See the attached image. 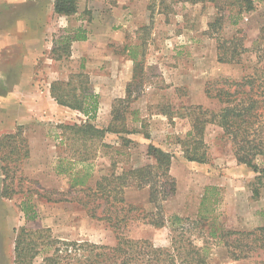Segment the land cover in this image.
I'll return each instance as SVG.
<instances>
[{"label":"rangeland","instance_id":"374dc122","mask_svg":"<svg viewBox=\"0 0 264 264\" xmlns=\"http://www.w3.org/2000/svg\"><path fill=\"white\" fill-rule=\"evenodd\" d=\"M105 1L108 4L113 3V0ZM48 2L50 0H0V9L6 12L0 17L6 23H15L24 17L29 18L30 15L26 13L30 8L48 6ZM76 3L77 8L85 6V0H77ZM253 3L255 8L243 12L234 23L227 17L226 0H218L219 9L214 7L213 2L205 0H149V6L154 12L167 11L169 19L178 20L186 29L197 31L198 38L202 35L206 36L213 39L217 46L218 36L230 39L235 35L247 48V51L235 58L237 62H219L216 57L215 65L222 63L220 65L222 69L209 76L205 84L218 78L239 80L244 75L257 74L263 69L264 38H261L260 43L257 44L254 41L259 35H264V31L260 33V30L264 29V0H253ZM83 10L86 15L90 12ZM220 13L225 14L220 22L209 26ZM204 27L206 28L203 30ZM63 53L65 52L62 49L55 51L54 58L57 59L60 55L66 56ZM55 66L57 68V65ZM68 97L73 100L72 95ZM153 98L154 96L147 94L143 98L136 87L131 88L130 92L129 83L128 91L114 101V104H118L117 100L124 101L123 109L128 132L117 135L107 130L83 134L77 128L67 127L61 131L64 142L59 141L55 144V148L51 151L52 157L39 161L44 164L43 168L37 167L35 163L33 166L28 164L27 143L21 141V136L24 135L20 129L16 128L10 133L5 132L0 135V264H15V238L21 227L29 230L28 238L26 237V240L30 241L28 246L27 241H24L25 247L27 246L25 264H47L45 257L52 249L50 241L53 238L114 245L118 232L114 231L106 220L88 216L83 205L87 200L84 194L70 188L71 174L82 167L79 162H74L72 166L68 158L73 157L77 160L85 158L87 164H90V176L86 183L93 186L94 182L90 183V179L96 171H98L96 178L98 179L102 174L112 171L120 173L132 166L152 162L151 158L141 160L144 152L142 144L130 143V133H137L138 130L144 131L145 134L147 132L152 140L160 142L161 148L174 152V165L170 169V174L175 179L176 190L162 201V214L167 216L177 213L194 220L204 189L211 185L215 187L216 194L213 197L217 199L210 205V209L212 208L210 214L215 216V220L210 223L212 225H206L204 228L186 222L185 224H190V228L186 231L180 228L173 230L167 225L155 227L149 223L150 217L146 215L155 211V207L148 199V188L128 187L124 190V206H134L131 213L134 216L130 217L124 227L122 226L119 230L120 234L134 239H147L155 246L169 251L172 250L175 237L180 241L177 243L180 251L187 248L192 251L198 250L202 256L198 255L204 260V264H255L258 258L254 256L239 260L230 258L226 247L208 235V227L213 226L214 229L223 230H252L264 224V186L260 187L259 196L253 198L252 189L258 185V180L255 179L256 173L245 165L235 164L230 145L220 138L219 129L208 128L205 131L204 139L208 147L206 161L187 160L182 155L179 142H176L190 127V117L186 115L187 105L185 108L179 106V100L172 94L162 95L160 101L163 106L162 112L170 117L175 115L177 118L173 121L165 119L166 123L163 122L164 125L159 126L146 120L156 113L155 110L148 108L139 111L138 109L141 106L143 108L152 106L154 103L150 102H153L151 101ZM208 99V103L202 105L203 107L209 109L218 107L215 99ZM172 102L180 108L170 109ZM134 110L135 112L132 113ZM140 115L143 117L141 118ZM140 119L143 123L142 128L137 123ZM3 121L1 122L5 123ZM66 122L72 125L77 121L71 118ZM80 122L82 121L78 123ZM113 128L120 129V126L115 125ZM135 160L139 162L134 163ZM53 170L56 172L53 173ZM69 170L73 172L70 173ZM22 206L27 208V214L21 210ZM102 208L103 205L97 213H101ZM193 260L195 259H190L188 264H200Z\"/></svg>","mask_w":264,"mask_h":264},{"label":"crops","instance_id":"0c3cea01","mask_svg":"<svg viewBox=\"0 0 264 264\" xmlns=\"http://www.w3.org/2000/svg\"><path fill=\"white\" fill-rule=\"evenodd\" d=\"M48 3L30 8L26 13L30 17L15 23H6L0 17V135L20 129L24 135L21 141L27 143L28 164L44 167L39 161L52 157L55 144L64 142L61 131L71 118L75 123L89 120L95 126H107L115 99L128 91L129 83L130 92L136 87L143 98L145 94L154 96L152 106L138 107L139 111H156L146 119L151 124L163 126L165 119L177 118L162 112L164 94L176 96L183 108L208 103L205 80L222 69V63L215 65L213 39L203 35L198 38L197 31L169 19L167 11L154 12L149 0H113L112 4L85 0L84 8L78 6L71 15L56 14L54 0ZM83 9L90 10L88 15ZM5 13L0 9V15ZM78 28L84 30L82 39L74 38ZM65 36L73 39L63 48L60 43ZM54 48L68 55L55 59ZM53 92L93 95L95 112L85 113L79 107L61 104ZM170 105L172 110L179 107L173 102ZM137 123L142 128V120ZM208 128L221 131L216 124H207L205 131ZM129 137L133 145L144 146L142 161L150 158L146 153L148 144L162 147L142 130ZM68 159L72 166L79 162L77 158ZM173 165L174 160L170 169ZM137 166L141 165L132 167ZM97 174L90 183L95 184Z\"/></svg>","mask_w":264,"mask_h":264},{"label":"trees","instance_id":"16d2710c","mask_svg":"<svg viewBox=\"0 0 264 264\" xmlns=\"http://www.w3.org/2000/svg\"><path fill=\"white\" fill-rule=\"evenodd\" d=\"M76 1L54 0V12L59 15H71L77 10ZM205 1L213 2L214 7L219 9L218 0ZM226 4H228L227 17L234 23L243 12L255 8L253 0H226ZM224 15L223 13L217 14L209 26L219 23ZM262 31H264L263 28L260 33ZM74 38H84V30L78 28ZM261 38H264V35H259L254 43H260ZM72 39V36H65L61 40L63 48L69 45ZM240 40L235 35L230 39H223L218 36L216 38L217 60L227 63L237 62L235 58L247 51ZM52 51L54 54L56 49L54 48ZM204 92L208 98L217 101L218 107L215 109L205 108L202 105L187 107L186 115L190 117V129L176 141L181 146L182 155L189 161H206L208 147L204 139L205 128L207 124H216L221 128L220 138L229 143L237 164L245 165L256 173L255 179L258 180V185L252 189V197L257 198L260 187L264 186V67L257 74L244 75L239 80L218 78L207 81ZM53 93L55 99L61 104L79 107L85 113L95 112L96 99L93 95L82 94L77 96L74 93L69 95ZM70 95H72L73 100L68 97ZM117 101L118 104L112 106V119L107 126L97 127L87 120L80 124L67 125L65 128H77L83 134L90 131L103 132L107 130L117 135L125 131L128 132L125 124V110L123 109L124 101ZM115 125L116 127L120 126V129H114L113 126L115 127ZM146 151L153 160L151 163L130 167L120 173L112 171L108 174H102L93 186L86 183L90 176V164H87L85 158L79 160L82 168L71 174L70 188L77 189L84 194L87 200L83 202V205L88 216L98 220H106L114 231L118 232L116 233V242L114 245H107L53 238L50 241L52 249L45 257L47 264H188L189 260L193 258L196 263L204 264V260L198 255L200 254L198 250L192 251L187 248L180 251L177 245L180 241L175 237L172 242V250L169 251V249L155 246L147 239H134L120 234L119 230L122 226L124 227L130 217L134 216L131 214L134 206H124V190L128 187L148 188V199L155 207V211L148 212L146 215L150 217L149 223L155 227L167 225L173 230L180 228V230L186 231L190 228V224H185L186 222L194 224L195 227L204 228L215 220V216L210 214L212 212L210 205L215 203L217 199L213 197L216 191L215 187L211 185L204 189L194 220H189L188 217H183L177 213L164 216L162 214V201L176 190L175 179L170 174L174 152L164 150L152 143L147 145ZM101 205H103L102 214L97 213ZM21 210L24 214L28 213L27 208L23 206ZM208 229V235L226 247L230 258L239 260L254 256L258 258L255 264H264V224L252 230H223L221 228L214 229L213 226L208 227ZM28 233L29 230L25 227L18 230L14 246L15 264H25L27 261V252L25 251L30 242L26 240ZM182 234L183 232L180 234L181 238L184 236ZM24 241H27L26 247Z\"/></svg>","mask_w":264,"mask_h":264}]
</instances>
